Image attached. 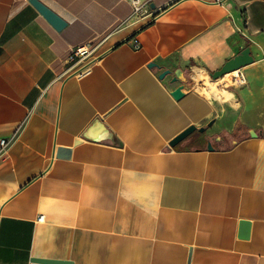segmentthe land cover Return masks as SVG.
<instances>
[{"label": "crops", "instance_id": "1", "mask_svg": "<svg viewBox=\"0 0 264 264\" xmlns=\"http://www.w3.org/2000/svg\"><path fill=\"white\" fill-rule=\"evenodd\" d=\"M38 1L0 0V264H264V0Z\"/></svg>", "mask_w": 264, "mask_h": 264}, {"label": "water", "instance_id": "2", "mask_svg": "<svg viewBox=\"0 0 264 264\" xmlns=\"http://www.w3.org/2000/svg\"><path fill=\"white\" fill-rule=\"evenodd\" d=\"M30 2L33 4V6L41 13V15L56 29L61 30L66 26V22L60 18L56 13L51 11L48 7H46L44 4H42L38 0H30ZM253 61V58L251 56L250 48L246 46L243 48L238 54H236L231 59L227 60L221 68L218 70H215L213 72H209V77L212 80H216L220 77H222L224 74L239 70L241 67L251 63ZM150 67H154V63L149 64ZM169 74V70H163L159 74V78H163L165 75ZM174 82L180 81L177 75L173 78ZM185 93V88L182 84H179L172 92V96L175 99L181 98ZM203 132L204 128H196L194 125H190L187 128H185L183 131H181L179 134H177L171 141L170 145L175 146L179 143H181L183 140H185L189 135H191L193 132ZM95 132H99L101 134L106 135L108 134L107 131L103 128V126L100 124L99 121H96L93 126L87 130L84 134L85 137H92ZM107 136H104L106 138ZM77 143V141L75 142ZM208 149H212V146L210 143L207 145ZM70 149L69 148H62L58 147L56 150V157H62L67 158L69 157ZM242 234L241 237H247L248 236V230H249V222L248 221H241L240 222ZM36 262L45 263V264H68L66 262H58L53 260H47V259H34Z\"/></svg>", "mask_w": 264, "mask_h": 264}, {"label": "bare ground", "instance_id": "3", "mask_svg": "<svg viewBox=\"0 0 264 264\" xmlns=\"http://www.w3.org/2000/svg\"><path fill=\"white\" fill-rule=\"evenodd\" d=\"M226 74H228V76L233 78L236 77L237 71H232ZM193 77L196 80V85H195L196 88H198L199 85H202L204 86L202 88L209 90L211 93L219 96L221 99H226L228 97L227 93L219 87V82L215 80H210L204 72H202L201 74H199L198 72Z\"/></svg>", "mask_w": 264, "mask_h": 264}, {"label": "built area", "instance_id": "4", "mask_svg": "<svg viewBox=\"0 0 264 264\" xmlns=\"http://www.w3.org/2000/svg\"><path fill=\"white\" fill-rule=\"evenodd\" d=\"M208 1L211 3H214V4H222L225 0H208ZM133 8H134L135 13H141V11H142V6L140 3L137 2V0H134ZM76 52H79L82 54L84 52V50H81V48H78L76 50ZM234 80H235L234 82L238 85L245 84V77L242 73H240L237 77H235ZM0 144H1V148H3L6 143L4 140H1ZM42 219H43V216H39L38 220H42Z\"/></svg>", "mask_w": 264, "mask_h": 264}, {"label": "rangeland", "instance_id": "5", "mask_svg": "<svg viewBox=\"0 0 264 264\" xmlns=\"http://www.w3.org/2000/svg\"><path fill=\"white\" fill-rule=\"evenodd\" d=\"M208 78H209L210 80H212L209 76H208ZM230 83H232V79H229V76H227V77H225L224 80H222V81L220 82L219 87L222 88V89H227V88H228L227 86H228ZM202 87H204V86L199 85L198 88H197V89L200 91V93H201L202 95H204V96H206V97H211V95H213V93H211L209 90H207V89H205V88H202ZM199 145H203V143H200Z\"/></svg>", "mask_w": 264, "mask_h": 264}]
</instances>
